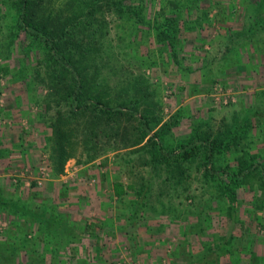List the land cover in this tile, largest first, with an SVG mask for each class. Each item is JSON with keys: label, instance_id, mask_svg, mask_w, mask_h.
Masks as SVG:
<instances>
[{"label": "trees", "instance_id": "1", "mask_svg": "<svg viewBox=\"0 0 264 264\" xmlns=\"http://www.w3.org/2000/svg\"><path fill=\"white\" fill-rule=\"evenodd\" d=\"M157 1L158 6L151 10V5ZM195 1L0 0L4 3L0 8L2 15L7 12L9 21L3 35L4 51L7 52V44L20 39L23 46L33 51L31 60L22 53L14 67L0 60V78L9 73L8 79L22 81L24 90L35 89L36 95L28 99L37 107L29 128L36 134L35 138L24 136V139L41 144L53 175L57 174L55 169L61 170L64 161L74 155L76 148L84 152L82 162H90L107 151L132 149L138 153L140 162L148 165L147 175H139L125 186L113 181L117 201L123 202L126 187L132 190V197L124 200L129 217L136 213L142 216L154 212L166 214L172 198L179 193L195 199L191 181L195 173L199 174L206 185L203 191L208 193V199L218 203L212 208L198 202L190 214L201 222V218L208 217L213 210L229 222L212 238L201 240L200 257L205 259L212 250L215 253V260L206 259L203 264H215L221 256L233 260L229 264L246 263L247 259H240L239 253L257 261L263 258L264 263V255L259 256L252 249V243L257 240L251 228L246 226V231L242 227L235 231L236 225H242L240 213H248L264 229V120L259 118L262 111L245 109L232 114L229 120L221 117L214 127L211 117L194 118L183 136L170 137L171 127L180 122V114L175 111L171 118H163L161 103L152 93L153 81L141 70L142 63L149 66L155 60L152 56L149 60L134 58L131 66L135 62L140 69L127 68L121 63V59L128 62L127 51H122L119 43L114 46L110 39H104L106 21L97 17L107 10L130 26L147 29L157 44L158 60L179 67L177 53L184 45L181 30L195 26L190 20L199 23L206 18V9H196L198 2ZM257 2L256 14L243 31L253 51L258 49L254 40L264 42L261 36L264 35V0ZM192 9L196 12L189 19ZM118 52L123 58L115 55ZM6 97L11 101L5 106L8 113L13 104L17 105V100L9 93ZM260 127L261 133L257 131ZM256 142L260 145L254 146ZM13 148L0 152V158L7 157ZM13 184V190L6 187L3 190L0 186V213L4 212L8 219L4 231L6 234L15 232L0 240V264H5L14 252L16 246H11L12 237L20 243L17 246L19 264H47L49 256L59 248L57 245L68 243L75 235V246H79L83 238L78 235L80 229L94 225L83 224L79 218L70 221L58 209L64 201L73 214L71 207L79 209L77 201L35 202L34 192L38 191L35 180L29 181L25 197L16 190L21 188L22 182ZM240 190H250L248 205H242L245 199ZM200 194L202 191L197 195ZM220 202L223 204L218 205ZM80 223L81 226H75ZM201 227L199 230L204 229ZM32 232L41 240L39 251L31 246L35 240L27 236ZM241 239L243 242L238 244ZM246 243L249 245L241 249ZM233 245L240 246L238 251L233 250ZM97 249L98 254L101 253ZM7 264L17 262L10 260Z\"/></svg>", "mask_w": 264, "mask_h": 264}, {"label": "rangeland", "instance_id": "2", "mask_svg": "<svg viewBox=\"0 0 264 264\" xmlns=\"http://www.w3.org/2000/svg\"><path fill=\"white\" fill-rule=\"evenodd\" d=\"M257 1L196 0V9H206V18L199 23L190 20L195 26L189 30H181L180 36L183 37L184 45L177 53L180 58L179 67L169 61L158 60L155 51L157 44L147 29L141 30L139 27H133L134 25L130 26L126 21L118 20L111 11H103L102 16L96 14L106 21L104 39H110L114 46L119 43L122 51H127L125 55L128 62L121 59V63L127 68L132 71L140 69L135 62L131 66L134 58L149 60L152 56L151 59L155 60L149 66L142 63L141 70L153 81L152 93L161 103L163 118H171L175 111L180 114V122L171 127L170 137L176 138L183 136L190 121L198 117H211L214 127L221 117L229 120L234 113L256 109L262 111L259 118L264 120V42L254 40L258 49L253 51L252 46H249L243 37L246 23L256 14ZM158 4V1L152 4L151 10ZM3 7L4 3H0V8ZM2 10L0 9V60L14 67L20 62L22 53L31 60L33 51L23 46L21 39L7 44V52L4 51L3 35L7 32L9 21L8 13L2 15ZM195 12L194 10L189 19L193 18ZM261 36L264 38V35ZM225 42L227 47H224ZM115 55L123 56L119 52ZM8 77L10 78L9 73L0 78V152H6L11 146L14 148L7 157L0 158V186L3 190L5 187L13 190V183L22 182L21 188L17 186L19 189L16 190L25 197L29 181L35 180L38 187L33 196L35 202L53 200L55 203L63 199L77 201L79 209L71 207L73 214L69 211L70 205L63 204L64 201L58 209L69 220L79 218L83 224L94 223L86 230L80 229L78 235L83 238L80 239L82 242L79 246H75V235L68 243L65 241L63 245H57L59 248L53 256H49L47 264H98L101 259L104 260L101 264H203L206 259L215 260L214 250L208 252L205 259L200 257L203 252L201 240L212 238L215 232L222 231L229 222L224 215L213 210L211 215L201 218V222L190 214V210L197 206L198 202L208 204L212 208L218 203L208 199V193L203 191L206 185L199 174L195 173L191 181L195 199L191 200L179 193L172 198L166 214L154 212V215L144 213L146 215L142 216L136 213L128 217L130 213L125 208L124 200L132 197V190L126 187L127 195L123 196V202L117 201L113 181L117 180L125 186L137 176L147 175L148 165L140 162L138 153L125 148L107 151L90 162H82L84 152L76 148L74 155L64 161L61 170L55 169L57 174L53 175L54 170L49 168L46 152L40 147L41 144L38 141L32 144L24 139V136H27V139L35 138L36 134L29 128L37 107L28 99L36 95L35 89L24 90L22 81L16 77V80H9ZM7 93L17 100V105L13 104L8 113L5 111L8 110L5 106L10 101V98L6 97ZM262 127L257 129L259 133L262 132ZM259 145L260 143L256 142L254 146ZM200 191L202 194L197 195ZM240 192L246 201H242V205H248L250 190ZM220 204L223 203L218 205ZM125 215L127 217H124ZM239 218L242 225H236L235 231L241 227L246 231V226L251 228L257 240L252 243V249L255 254L264 255L263 227L248 213H240ZM7 221L6 214L0 213V240L8 238L9 234H15L10 230L9 234L5 233ZM81 223L75 226H81ZM72 224L74 226L75 223ZM200 227L204 229L199 230ZM27 234L30 239L35 240L31 246L39 251L41 240L34 232ZM11 240V246L16 247L5 264L10 260L19 264L17 246L20 243L18 244L16 237ZM241 240L238 244L243 242V239ZM100 244L102 246H98ZM247 245L249 243L241 249L244 250ZM141 246H150L154 251L153 256L138 254ZM97 248L104 256L98 254ZM239 248L240 246L233 245V250L238 251ZM238 257L247 259L244 264H264L263 258L261 261L252 257L248 259L241 253ZM228 258L218 257L215 264H229L233 260Z\"/></svg>", "mask_w": 264, "mask_h": 264}, {"label": "crops", "instance_id": "3", "mask_svg": "<svg viewBox=\"0 0 264 264\" xmlns=\"http://www.w3.org/2000/svg\"><path fill=\"white\" fill-rule=\"evenodd\" d=\"M154 246H152V249H153ZM153 253L154 251L151 250V247L150 246H141L140 249H139V253L138 254H146L148 257L150 256H153ZM100 256H104L102 253H99ZM103 259H101L99 262H97L98 264H101V262L103 263ZM160 262H163V261H160Z\"/></svg>", "mask_w": 264, "mask_h": 264}]
</instances>
